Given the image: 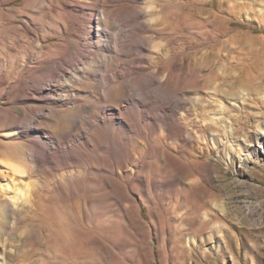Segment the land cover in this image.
<instances>
[{
  "label": "rangeland",
  "instance_id": "rangeland-1",
  "mask_svg": "<svg viewBox=\"0 0 264 264\" xmlns=\"http://www.w3.org/2000/svg\"><path fill=\"white\" fill-rule=\"evenodd\" d=\"M182 15L184 53L165 66L167 89L186 100L163 133L139 122L138 145L105 127L91 135L89 168L68 187V242L25 200L39 175L0 162L5 264H76L75 256L88 264H264V0H185ZM20 93L0 98V160L25 151L27 139L14 133ZM56 103L42 115L30 103L27 114L57 137L77 132L79 107Z\"/></svg>",
  "mask_w": 264,
  "mask_h": 264
},
{
  "label": "bare ground",
  "instance_id": "bare-ground-1",
  "mask_svg": "<svg viewBox=\"0 0 264 264\" xmlns=\"http://www.w3.org/2000/svg\"><path fill=\"white\" fill-rule=\"evenodd\" d=\"M16 1L0 0V81L5 82L0 98L7 89L21 92L17 103L22 112L14 113L19 122L14 133L27 144L20 158L7 153L0 162L5 161L12 173L39 175L23 197L52 226L50 230L68 242V187L89 168L83 163L91 135L105 127L138 145L134 134L139 122L163 133L169 113L186 100L184 92L172 95L167 89L165 66L167 60L179 62L184 53L185 0H22L14 7ZM53 39L56 42L49 44ZM56 99L79 107L73 116L77 132L57 137L27 114L30 103L37 104L36 114H44L42 106L51 114L57 109ZM129 112L138 113L139 119ZM190 123L194 132L198 124L194 118ZM71 166L78 168L66 170ZM110 173L117 175V170ZM56 186L65 192L61 199ZM71 261L90 263L77 256ZM0 264H5L2 256Z\"/></svg>",
  "mask_w": 264,
  "mask_h": 264
}]
</instances>
